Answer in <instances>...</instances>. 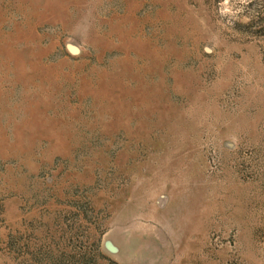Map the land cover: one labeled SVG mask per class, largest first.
I'll return each mask as SVG.
<instances>
[{"label": "rangeland", "instance_id": "374dc122", "mask_svg": "<svg viewBox=\"0 0 264 264\" xmlns=\"http://www.w3.org/2000/svg\"><path fill=\"white\" fill-rule=\"evenodd\" d=\"M0 264H264V0H0Z\"/></svg>", "mask_w": 264, "mask_h": 264}]
</instances>
